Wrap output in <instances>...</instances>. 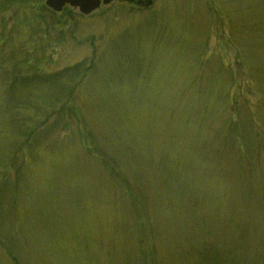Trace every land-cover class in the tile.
Wrapping results in <instances>:
<instances>
[{"label":"rangeland","instance_id":"374dc122","mask_svg":"<svg viewBox=\"0 0 264 264\" xmlns=\"http://www.w3.org/2000/svg\"><path fill=\"white\" fill-rule=\"evenodd\" d=\"M0 0V264H264V0Z\"/></svg>","mask_w":264,"mask_h":264},{"label":"water","instance_id":"95a60500","mask_svg":"<svg viewBox=\"0 0 264 264\" xmlns=\"http://www.w3.org/2000/svg\"><path fill=\"white\" fill-rule=\"evenodd\" d=\"M136 3L138 6L149 7L152 2L149 0H45V6L55 13H59L65 6L77 9L82 15H90L98 10L101 5H108L112 2Z\"/></svg>","mask_w":264,"mask_h":264}]
</instances>
